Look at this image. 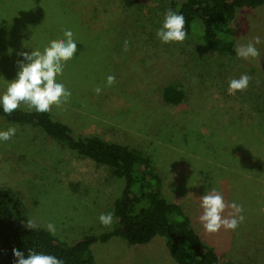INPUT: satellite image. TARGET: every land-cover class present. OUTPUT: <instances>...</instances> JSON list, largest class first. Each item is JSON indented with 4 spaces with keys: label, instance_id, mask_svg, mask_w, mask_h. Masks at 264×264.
<instances>
[{
    "label": "rangeland",
    "instance_id": "374dc122",
    "mask_svg": "<svg viewBox=\"0 0 264 264\" xmlns=\"http://www.w3.org/2000/svg\"><path fill=\"white\" fill-rule=\"evenodd\" d=\"M181 1L0 0V91L15 78L19 53L31 51L25 45L42 49L71 29L78 50L58 78L71 96L49 112L78 135L148 154L164 197L181 206L218 264H264V4L237 8L231 22L237 46L260 39L261 55L245 60L210 49L197 20L183 42L162 43L156 31L170 3ZM243 74L249 86L230 94L229 80ZM169 83L185 92L178 105L162 101ZM9 126L17 131L0 143V188L20 198L32 224L47 230L53 223L65 242L115 226L114 218L104 226L99 216L112 211L123 180L40 128L0 116V130ZM213 189L226 205L242 207L236 230L204 229L200 202ZM232 213L228 207L223 215ZM91 250L98 264H177L160 236L141 244L115 236Z\"/></svg>",
    "mask_w": 264,
    "mask_h": 264
},
{
    "label": "trees",
    "instance_id": "16d2710c",
    "mask_svg": "<svg viewBox=\"0 0 264 264\" xmlns=\"http://www.w3.org/2000/svg\"><path fill=\"white\" fill-rule=\"evenodd\" d=\"M262 4L264 0H182L170 3V9L184 15L187 37L197 20L199 37L210 49L234 54L237 44L231 22L236 9ZM161 97L165 104L178 105L185 92L169 83L163 86ZM0 116L9 122L40 128L78 155L108 166L111 174L124 182L113 201L111 213L115 226L107 232L87 234L71 242L60 240L43 227H29L31 221L24 214L20 198L10 188H0V264H16L13 251H22L27 257L32 248L55 255L64 264H98L91 245L115 236L129 244L146 243L160 236L177 264H218L217 252L201 240L181 206L164 197L162 178L148 154L99 136L78 135L50 112L38 115L27 108H18L5 115L0 109Z\"/></svg>",
    "mask_w": 264,
    "mask_h": 264
},
{
    "label": "clouds",
    "instance_id": "9594fccd",
    "mask_svg": "<svg viewBox=\"0 0 264 264\" xmlns=\"http://www.w3.org/2000/svg\"><path fill=\"white\" fill-rule=\"evenodd\" d=\"M185 23V17L182 13L169 9L164 14L163 21L156 31V36L164 44L181 43L188 35ZM62 36V39L50 40L47 46L42 49L25 45L31 51L19 53L22 59L18 61L17 74L12 80L5 79L8 82L0 91V109L5 115H11L22 105L26 106L28 111L43 115L48 113L53 105L59 106L69 100L71 92L58 78L63 75L66 64L77 53L78 42L71 29L64 30ZM125 43L127 44V42ZM259 43V37H255L247 44L237 46L236 55L245 60L258 58L261 53L256 45ZM11 51L12 49L9 48V53ZM250 79L251 77L247 74L241 75L238 79H230L229 93L235 94L247 89ZM114 80L113 76H108L107 84H113ZM100 91V88L96 89L97 93ZM16 131L15 126L0 130V143L9 141L15 136ZM200 207L203 209L200 221L208 233H216L221 228L234 231L244 220L243 215H237V213H242V207L235 201L231 205H226L224 196L215 189L205 192L201 198ZM228 207L234 209L230 218L223 215ZM99 221L104 226H111L113 214L111 212L101 214ZM29 227L35 228L36 225L29 222ZM47 231L55 235V225L48 223ZM12 255L16 258V264H64L61 258L43 251H37L34 248L29 249L27 257L19 250H14Z\"/></svg>",
    "mask_w": 264,
    "mask_h": 264
}]
</instances>
